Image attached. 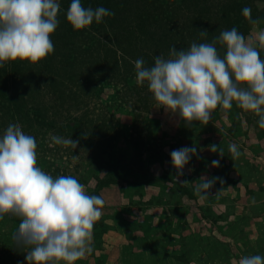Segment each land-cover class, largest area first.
<instances>
[{"label":"rangeland","instance_id":"rangeland-1","mask_svg":"<svg viewBox=\"0 0 264 264\" xmlns=\"http://www.w3.org/2000/svg\"><path fill=\"white\" fill-rule=\"evenodd\" d=\"M124 6L126 14L128 4L121 8ZM257 6L260 9L259 18L264 21V2L258 1ZM261 29H264V22L252 26L246 40L258 44L255 36ZM90 34L91 42L100 39L104 44L108 43L95 29L90 30ZM108 44L113 47V44ZM117 50L118 58L122 59L121 56H125L123 51ZM258 50L264 54V49ZM79 59L77 66L84 58ZM102 60L98 57L93 60L98 63L90 64L88 68L93 65L99 67ZM129 61L133 63V69L127 80L129 88H132L138 84L134 60ZM12 63H17L18 68L13 67ZM12 63L5 62V66L0 68V92L11 96L16 95L15 84L21 75L32 67L28 61V65L24 66L19 60ZM83 68L81 66L79 72ZM102 69L106 70V67ZM44 73L51 78L54 70ZM80 77L83 82L87 78L84 73ZM94 80L101 84L114 83L115 89L119 90L120 84L106 77ZM109 92L112 94L114 90ZM44 97V101L50 104V90ZM107 97L102 95L90 107L94 102L105 105ZM34 103L27 95L20 105L25 109ZM2 104L8 107L5 101ZM98 111L97 108L95 112ZM111 112L117 120L116 124L125 132L116 138L110 152L113 158L118 156L120 162L125 164L123 174L127 184L122 183L121 187L120 183L109 185L98 192V196L105 201L99 218L103 219L106 226L105 233L99 235L97 242L93 239V253L77 260L75 264H231L245 255L264 256V134L257 131L258 124H254L249 112L236 107L234 101L231 109L218 107L214 110L207 125L201 126L194 122V127H187L178 116L164 108H157L153 98L150 99L149 108L138 117H134V109L128 103ZM135 119L143 140L139 156L129 144V130ZM45 136L46 140L50 139L49 132ZM231 143H235L241 151L239 159L232 160L228 151ZM212 144L224 149L223 157L209 150ZM193 145L197 147V155L192 156L183 169V175L177 177L170 153ZM36 151H39V147ZM40 155L41 152H37V166L46 172L44 165L39 163ZM74 156L78 158H66L69 160L67 172H76V165L77 171L82 173L85 171L82 166H85L86 156L80 153ZM48 158L50 160V156ZM213 160L220 161L219 167L211 166ZM97 174L102 176V170H98ZM202 176L224 180L223 186L217 181L205 201L194 195L195 185L192 184L199 183ZM181 181L189 183L186 187L192 190L193 200L181 192ZM83 183L85 191L96 188L95 181L90 177ZM120 188L128 191L122 192ZM218 191L221 192L216 195ZM253 197L255 204L251 202ZM213 219L215 222L211 223ZM18 224L19 221L11 216L0 220V241H3L0 264H27L26 252L16 247L11 239ZM217 241L225 243L224 248Z\"/></svg>","mask_w":264,"mask_h":264},{"label":"clouds","instance_id":"clouds-1","mask_svg":"<svg viewBox=\"0 0 264 264\" xmlns=\"http://www.w3.org/2000/svg\"><path fill=\"white\" fill-rule=\"evenodd\" d=\"M59 11L57 0H0V68L17 60L34 65L53 53L50 36L59 25ZM114 15L105 7L93 9L84 7L81 0H71L66 19L74 30H80ZM242 15L254 26L264 22L253 19L250 7H244ZM197 31L206 40L207 29ZM255 40L258 44L254 45L232 27L220 31L211 42L193 41L179 50L173 46L168 58H154V66L146 67L142 58L137 59L136 82L141 86L147 82L157 108L178 116L187 127H194V122L207 125L214 110L231 109L235 101L236 107L254 112L259 128L264 129V58L258 50L264 49V29ZM51 139L73 150L79 144L71 137ZM36 149V138L19 123H9L0 136V220L11 216L19 221L11 239L26 252L27 264H75L93 253L92 230L105 201L87 194L85 185L71 175L54 178L43 171L37 166ZM209 150L224 156L220 145L212 144ZM228 151L232 160L242 154L235 143L228 145ZM193 155H197L195 145L170 153L177 177L183 175ZM219 165V160L211 162L212 167ZM217 181L223 186L220 177L202 176L199 183H192L194 195L207 200ZM181 185L189 183L181 181ZM251 202L256 203L254 197ZM231 264H264V256L245 255Z\"/></svg>","mask_w":264,"mask_h":264},{"label":"trees","instance_id":"trees-1","mask_svg":"<svg viewBox=\"0 0 264 264\" xmlns=\"http://www.w3.org/2000/svg\"><path fill=\"white\" fill-rule=\"evenodd\" d=\"M258 1L264 2V0H81L84 7L95 9L102 6L115 15L105 17L102 23L94 21L85 29L74 30L66 19L71 0H57L60 4L57 17L59 25L50 36L54 52L47 56L48 60L43 59V62L41 60L37 64H32L30 70L21 75L19 82L15 84L16 95H4L0 92V136L9 123H19L26 134L36 138L37 148L39 147L41 152L39 163L44 165L46 172L54 178L71 175L81 184L89 177L92 178L96 188L87 190L86 193L89 195L98 196V192L109 185L120 183L121 187V184L126 182V176L123 174L125 164L120 162L118 156L113 158L110 151L116 138L125 131L118 123L116 124L117 120L111 110L122 108L128 103L134 109V117H138L149 108L150 99L153 98L147 82L143 86L138 84L129 88L127 76L133 69V63L129 59L135 62L142 58L145 66L151 67L154 66L155 57L163 55L168 58L173 46L179 50L187 49L193 41L211 42L220 31L230 30L232 27H236L246 37L254 25L242 15V9L250 7L253 19L259 18ZM127 4L125 14L126 6L122 8L121 6ZM94 29L108 43L113 44V47L122 50L125 56L119 59L117 48L109 46L108 43L104 44L100 39L95 41L92 39L91 42L90 30ZM200 29H207L209 35L206 40L200 37L197 31ZM224 51L225 49H220L221 55ZM260 55L264 58V54ZM81 57L84 59L80 66H77ZM96 57L103 58L99 67L95 66L98 61H93L97 59ZM21 62L22 66L28 65L27 61ZM94 63L95 65L88 68ZM12 64L18 68L17 63ZM81 66L84 68L79 72ZM103 67H106V70H103ZM51 70H54L53 76L48 78L44 72ZM82 73L87 77L84 82L80 77ZM98 77H106L119 83L120 91L115 89L114 83L101 84L94 80ZM111 89L114 90L112 94L109 92ZM49 90L52 93L50 104L44 101L45 93ZM27 95H30V100L35 103L24 109L20 103H23ZM102 95L109 96L105 105L94 102L91 108L90 104ZM4 101L8 107L3 106ZM97 105L99 111L95 112ZM247 112L253 117L254 124H258L259 117L252 111ZM135 121L136 119L130 126L129 144L138 155L143 140L139 136ZM256 129L264 134V129L258 125ZM47 132L50 134L49 140H46ZM57 135L79 140L77 148L64 149L63 146L54 144L51 137ZM77 153L86 156L85 166H82L85 171L82 173L77 171L75 165L76 172H67L69 160L66 158L74 157ZM98 170H102V176H98ZM120 191L128 190L120 188ZM191 191L189 187H181V192L193 200ZM214 222L213 219L211 223ZM103 223V219H98L94 224L92 230L94 242L98 241L99 235L105 233L106 226ZM8 232L10 234V231ZM219 242L217 241L218 244ZM2 246L1 240V250ZM224 246L225 243L220 242V247Z\"/></svg>","mask_w":264,"mask_h":264}]
</instances>
